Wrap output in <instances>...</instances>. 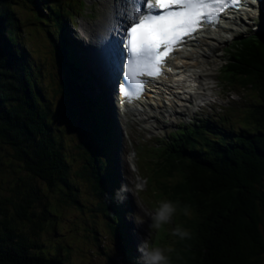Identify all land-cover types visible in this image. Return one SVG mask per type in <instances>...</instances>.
<instances>
[{
	"label": "trees",
	"instance_id": "obj_1",
	"mask_svg": "<svg viewBox=\"0 0 264 264\" xmlns=\"http://www.w3.org/2000/svg\"><path fill=\"white\" fill-rule=\"evenodd\" d=\"M10 1L0 0V180L6 172L13 177L9 194H0V264H66L69 257L64 251L69 252V247L56 243L50 249L41 239L46 230L58 232L62 220L59 207H74L85 216L91 213L92 225L79 217L82 221L75 222V232L88 240L92 238L101 251L105 246L100 243L103 234L97 225L111 236L114 247L105 253L106 264H143L136 255L140 253L133 242L132 224L127 221L133 199L127 195L120 204L115 198L123 183L119 170L105 174L107 162L102 160L97 172L91 167L92 171L85 170L86 165L72 175L69 158L57 144L62 142V136L53 133L50 107L23 53L18 36L21 22ZM25 1L41 9L40 0ZM82 1L78 0L77 6L86 5ZM55 5H51L50 11L61 20L60 32H66L64 22L76 15L73 3L62 5L59 11ZM74 42L63 35L60 46L56 42V50L61 52L59 61L67 72L60 92L73 100L80 115L86 104L97 109L100 102L96 94L79 93L75 87L83 80L77 67L85 69L86 63L74 51ZM227 52L220 73L227 74L223 84L249 88L255 102L251 108L264 120V34L241 37ZM89 113L87 128L106 132L115 146V131L104 112L90 109ZM72 117H76L75 112ZM99 117L105 127L96 123ZM223 122L222 118L212 122L198 120L169 135L164 142L173 145L182 135H198L191 146L174 147L167 156L173 168L182 172L183 180L189 174L195 175L191 189L182 191L180 198L201 223L187 230V239L195 244V252L179 248L182 258L178 264H261L264 256V136L256 129L254 133L246 130L240 132L235 142L225 143L220 136L210 135L221 133ZM248 133L256 134L255 139ZM201 138L204 139L199 145ZM80 183L90 188L91 196L81 195ZM91 257L98 258L94 254Z\"/></svg>",
	"mask_w": 264,
	"mask_h": 264
},
{
	"label": "rangeland",
	"instance_id": "obj_2",
	"mask_svg": "<svg viewBox=\"0 0 264 264\" xmlns=\"http://www.w3.org/2000/svg\"><path fill=\"white\" fill-rule=\"evenodd\" d=\"M79 1L81 2L82 0ZM85 1L87 6H77L78 0H56L50 3L47 0H40L41 9H37L25 0H11L10 4L21 22L18 36L23 53L27 57L31 69L37 75L39 87L42 90L46 104L50 107V117L54 119L52 124L53 133L54 135L59 134L62 136V142L58 141L57 144L61 145L63 153L69 158L72 175H74V172L83 169V166L86 165H88V168L85 170L92 171L90 169L91 167L97 172L98 167L103 163L102 160H104L107 162V165L103 169L104 173L107 174L109 171L114 172V170H119L125 185L130 186V184L137 182L135 179L136 177L142 179H140L139 182L144 184L145 187L140 195L146 203L155 205L161 200H169L178 205V211L173 217L172 222L165 225L160 232H153L151 237L152 242L156 246L165 250L169 248L172 249L171 252L166 251L169 264H178L182 258L180 253L178 254L179 248L181 250L185 249L195 252L196 246L189 241L187 237L181 239L179 236H173V230L179 226L187 231L193 227L197 228L201 223L200 219L197 220L196 213L189 212L188 215L183 213L182 209L186 207V204H184L180 198L182 191L191 189L195 175L189 174L183 180L182 172L173 168V164L168 162L167 156L172 153L170 150L174 147L182 144L183 146H191V141L198 139V135L193 134L191 137L182 135L179 139H176L173 145H164L162 140L167 141V137L171 132H173L171 135H174L175 131H183L186 125L189 127L197 123L196 121H192L194 119L199 118V120L202 121L212 122L222 118L224 122L220 125H222L224 130L219 134L215 133L214 135H210L215 137L218 135L221 137L220 140H224L225 143H232L233 141L235 142V138L241 131L248 130L249 133H254L256 129L258 133L260 132L262 134L261 136H264V131H260L256 128L259 127L264 130V120L261 119L259 114L254 113V109L251 108L255 102L253 100V93L247 90L249 88L243 89L242 86L239 85L235 87H225L222 85V83L227 80V74L225 75L224 72L220 74L221 67L225 65V59L228 55L225 50L231 44V42L225 41L218 47L217 55L213 61L210 62L211 67L209 69L211 73L208 77L210 79L205 78L202 82L209 83L213 91H203L197 87L186 88L189 92L195 89V95L194 92H192L194 95L193 103H187L185 107H178L177 110L180 111L179 114L172 113L171 110L166 107L164 110L169 109L170 114L172 113L171 115L168 112L160 111L158 119H150L149 121H145L144 124H141L135 117H130L128 115L117 116L118 120L116 119V125L120 127L122 133H118V140H115L116 145L112 146L106 132L97 133L94 127L87 128V125L90 124L86 120L89 110L95 109V111H97L101 109L103 111V109L99 107L96 109L92 104H86L85 107L83 106L80 109L81 113L79 115L75 110L76 108L73 100H68L60 92L63 89L64 83L62 82L66 79L67 72L63 70L60 64L59 58L61 52L59 53L56 50V44L58 43V46H60L63 35H66L69 41L75 40V37L85 39L82 33L87 39L89 38L88 34L96 37L98 35L96 33H99L101 29L99 24H103L108 20L106 8L110 7L114 10H121V8L115 7L114 3L110 0ZM71 3H73V5H71ZM53 4H56L54 8H56L57 11H59V7H64L62 5L69 4L73 7L76 15L70 21L64 22L66 32H60L59 23H61V20L55 16L54 12L50 11L51 5ZM261 16H263L261 12L255 16L257 18L256 23L259 25L264 24V18L261 20ZM245 20L246 21H244L241 26L243 28L242 33L237 35L239 39H241V37H246V35L250 37L251 35L258 36L260 33L264 34V28L262 30L261 26H257V24L250 22L248 18H245ZM88 28L95 31V33H87L85 30ZM234 43H236V41ZM230 48L231 47H229V49ZM81 61L85 63L83 59H81ZM77 70L78 76L83 79L81 83L77 84V86L75 85L77 91L79 93L91 95V90L85 89V87L91 84V79L89 77L90 72L87 66L85 69L83 67V69L80 70L78 65ZM73 73H77V71ZM93 74L94 73L91 75L94 76ZM95 80L93 79L96 84ZM187 86L189 87V84H187ZM95 89L97 88L93 87V94H96ZM200 90L204 94H201ZM201 95L206 96L203 97ZM203 104L207 105L202 107L201 105ZM73 112L76 113V117H72ZM89 114L90 116L92 115V113ZM98 119L96 123L105 127L106 124L102 119H100V117ZM132 119H135V121H132ZM112 121L114 122V119H112ZM211 130L217 131V128ZM249 135H254L255 139L256 134ZM203 139L204 138L198 140L200 143L199 145H201ZM134 151H137L136 157L133 156ZM132 157H134L133 160H131ZM91 161H93L94 164ZM89 164L91 166H89ZM179 168L182 169L183 167L181 166ZM1 178L0 184L3 185L4 189L0 190V194L7 196L13 177L10 172H6L4 175H1ZM78 181L81 180L78 179ZM79 186L83 197L91 196L90 188L87 187L85 183H80ZM132 197L134 201L133 212L136 213L138 211L136 200L133 195ZM58 214L62 219L58 232L53 233L46 230L41 235L42 241H44L47 246L49 245L48 247L50 249H53L56 243L67 245L69 247V252L64 251L69 257L66 264H106L107 257L105 253H108V250L114 247V241H112L111 236L105 232L104 228L97 225L98 231L103 234L100 243L105 246L104 252L98 248L97 242L92 238L88 240L81 234L75 232L76 221L83 220V223L92 225L94 221L91 218V213L85 216L82 215L80 210L74 207L72 210L59 207ZM79 217H81L82 220ZM127 218L132 220V213L129 214ZM149 222L150 220L145 217V222L143 224L149 225ZM143 224L137 226L135 223V227L140 229ZM262 231L264 235V226H262ZM185 246H187V248H185ZM201 246L202 243L200 240V247ZM92 254L97 255L98 258L95 260L94 257H91ZM136 255L141 258V254L140 256L138 254ZM260 262L261 264L262 262L264 263V256Z\"/></svg>",
	"mask_w": 264,
	"mask_h": 264
},
{
	"label": "snow or ice",
	"instance_id": "obj_3",
	"mask_svg": "<svg viewBox=\"0 0 264 264\" xmlns=\"http://www.w3.org/2000/svg\"><path fill=\"white\" fill-rule=\"evenodd\" d=\"M240 0H124L126 9L119 21L124 25L130 53L122 94L131 103L143 94V76L158 77L170 53L187 43L205 24L218 23L221 13ZM130 11H127L129 10ZM120 47L125 45L120 43ZM122 55V52H121Z\"/></svg>",
	"mask_w": 264,
	"mask_h": 264
},
{
	"label": "bare ground",
	"instance_id": "obj_4",
	"mask_svg": "<svg viewBox=\"0 0 264 264\" xmlns=\"http://www.w3.org/2000/svg\"><path fill=\"white\" fill-rule=\"evenodd\" d=\"M115 10H117V9H115ZM254 14H251L250 17L248 18L249 21L252 23L257 22L256 21L257 18L255 17L256 15H254ZM260 18H261V20L264 18V11H263V16H261ZM105 20H107V19H105ZM240 21L242 23H244V21H246V20L242 19V20H239V22H235L237 24V26H239L238 27L239 33L243 31V28L241 27L243 24L239 25ZM99 26L101 29H100L99 33H96V34H98L97 36L95 34L96 37L88 34L90 50L92 53H95V56H93V59H92V65H93L94 70H95V72L93 74L94 75L93 79L95 78V76H97L99 82L111 84L112 81L114 80L115 76H116V70L114 67L115 65L113 62L114 56H113V54L108 55L109 49H107L108 46L112 43V37H111L110 33L108 32L109 28H111V27H110V23H107V22H105L103 24L100 23ZM85 31L87 33L89 32L91 34L95 33V31L91 30L90 28H88ZM105 31H107L106 34H104ZM217 37H218V35L216 33V36H215V34H211L205 38H200L197 41H195L196 44H194V46H193L194 52L191 55L184 52V54L180 53L181 55H183V57H179L180 54L175 56L176 59H174V60L177 63H183V67H181V66L178 67V69L180 71H182L183 73L181 74V76H178L176 80L171 78L170 74H169L168 77H166L164 80L165 84L162 87L163 89H161L155 97H152L148 104L140 105V107H139L140 109L138 110V112L140 113V115L142 116L143 119H147V120H150L153 118L158 119L160 116V111L168 112L170 114V110H171L172 113L173 112L178 113L177 112L178 107L187 106L186 103H188V102L193 103L194 95H195V89L190 91V92H194V95H191L190 93H186L183 90H182L183 91L182 92L179 89V88L183 89L185 87V85L188 83L199 84L200 85L199 89H201L203 91L204 90L205 91H207V90L212 91L213 90V88L211 86H209V83H202V82L205 80V78L207 79L211 73V72L209 73V70L206 69V67L208 65H210V62H212L213 59L215 58V56L217 55L218 47L221 44H223V42H225L224 38H217ZM65 62H66V60H65ZM181 79H183L184 82L179 83L178 81H181ZM208 79H210V78H208ZM102 83H100V84H102ZM189 86L191 87V85H189ZM177 89H179V91H177ZM201 90H200V93L202 94L203 92ZM201 96L205 97L206 95H201ZM126 107H128V106L125 105V108ZM166 107H168L170 110L169 109L164 110V108H166ZM133 110H136V109H133ZM165 115H167V114H165ZM109 122H110V124H113L112 119H109ZM149 128H150V126H149ZM89 161H90V159H89Z\"/></svg>",
	"mask_w": 264,
	"mask_h": 264
},
{
	"label": "clouds",
	"instance_id": "obj_5",
	"mask_svg": "<svg viewBox=\"0 0 264 264\" xmlns=\"http://www.w3.org/2000/svg\"><path fill=\"white\" fill-rule=\"evenodd\" d=\"M263 9H264V2L260 5V9L254 15H257L259 12H261V14L263 15V11H264ZM240 23H242V22L240 21ZM255 24H257V23H255ZM257 26H261L262 30H263L264 24L263 25L257 24ZM73 35H74V32H73ZM238 39H239V37H237V40ZM74 41H75L74 43H76V45H74V48L79 50V46L77 44V41L76 40H74ZM235 41H232L231 46L233 45V43ZM116 51H117V49H116ZM87 62H88L87 65H90L89 59ZM223 66L221 67V72L223 71ZM210 67H211V65H208L206 68L208 70H210L209 69ZM88 71L91 72V73H89L90 74L89 77L91 79V84H89L88 87H89V90H91L90 94L92 95L93 94V87H95V86L93 83V76L91 74L95 72L94 67L90 66ZM95 79L98 80V78L96 76H95L94 80ZM92 83H93V85H92ZM222 85L225 87H228L223 83H222ZM95 91H96V95L99 98L100 108L103 109L105 117L107 119L108 118L114 119V122H113V124H111V126L114 128V131H115V140H118L117 135H118V133H122V131H121L120 127L119 126L117 127V125H116V119L118 120L117 116H119V115L127 116L128 115L130 117H135V119H137V120H138V118L136 117V114L134 111H131V113H130L128 107L125 108L124 105H122V106L120 105L119 99H118V93L116 91H113V90L110 91L108 89L107 90V92L109 94L108 98L105 97L103 94L99 95L97 92V89H95ZM104 99H108L111 103L112 102L114 103L115 112L107 109L110 105L108 103H105ZM135 119L132 121H135ZM198 120H199V118L194 119L192 121L197 122ZM162 143L164 144L163 141H162ZM135 179L137 182H134L131 184V186H129V185H125L123 178H121L123 183H121L122 186L120 187V189L117 190V192L115 194V198H116L117 202L120 204L124 203L128 194L133 195L135 200H136V205H137L138 211L136 213L131 212L132 213V220L128 219L127 221L129 223L132 222V226H131L130 231H131V234L133 237V242L136 246V249L141 254L143 264H169V258L166 255V251L171 252L172 249L169 248V249L165 250L159 246H156L152 242L151 237H152L153 232H156V233L160 232L165 225H168L169 223L172 222L173 217L176 215V213L178 211V205L176 203L169 201V200H161L155 205H151V204L146 203L145 200L140 195L144 191L145 186H144V184L139 182V180L141 179L140 177H136ZM182 211L185 215L189 214V210L187 207L183 208ZM145 217L148 220H150L149 225L143 224L145 222ZM135 223L137 224V226H140L142 224H143V226H141L140 229H137L136 227H133V226H135ZM147 229H150L149 235H148V237L143 239L142 236H145ZM172 235L173 236H179L181 239H184V238L189 236V232L186 230H183L181 227L177 226L173 230ZM139 237H140V239H139ZM138 242L139 243L141 242L140 245L138 244Z\"/></svg>",
	"mask_w": 264,
	"mask_h": 264
}]
</instances>
